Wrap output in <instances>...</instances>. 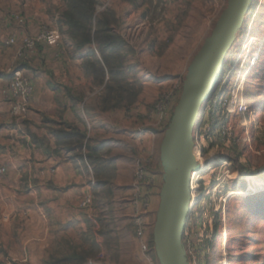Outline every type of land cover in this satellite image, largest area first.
<instances>
[{
	"label": "rangeland",
	"instance_id": "1",
	"mask_svg": "<svg viewBox=\"0 0 264 264\" xmlns=\"http://www.w3.org/2000/svg\"><path fill=\"white\" fill-rule=\"evenodd\" d=\"M224 2L0 0V65L11 64L8 74L20 71L29 80L46 61L51 66L60 62L64 71L58 74L66 84L72 81L76 94L97 97L102 87L110 100L119 92L126 121L133 120L139 115L137 103L144 107L157 80L171 75L175 84V78L184 76ZM254 14L251 53L257 54V62L241 74L247 72L237 85L238 103L245 101L249 112L227 115L223 138H217L224 153L237 161L228 168L229 177L222 178L218 189L196 209L187 236L198 264H264V175L245 184L235 174L237 169L244 176L264 170V0ZM14 15L25 24L19 26ZM44 28L60 31L58 46L26 49L24 40L35 38ZM12 37L14 44L6 45ZM57 52L59 58L54 56ZM111 74L118 76L114 79ZM89 128L90 139L109 136L91 122ZM84 139L85 135L72 142ZM112 180L108 176L107 182ZM92 209L99 229L78 209L73 225L49 227L45 243L41 228L20 227L23 221L8 230L0 228V264H148L122 219L118 196L104 188L96 194ZM38 231L43 237L27 244Z\"/></svg>",
	"mask_w": 264,
	"mask_h": 264
},
{
	"label": "water",
	"instance_id": "2",
	"mask_svg": "<svg viewBox=\"0 0 264 264\" xmlns=\"http://www.w3.org/2000/svg\"><path fill=\"white\" fill-rule=\"evenodd\" d=\"M262 1L225 0L184 76L157 80L138 117L117 127L128 166L122 219L148 264H198L187 242L192 215L237 161L217 138L253 50V13ZM235 172L245 184L264 175Z\"/></svg>",
	"mask_w": 264,
	"mask_h": 264
},
{
	"label": "crops",
	"instance_id": "3",
	"mask_svg": "<svg viewBox=\"0 0 264 264\" xmlns=\"http://www.w3.org/2000/svg\"><path fill=\"white\" fill-rule=\"evenodd\" d=\"M60 54L54 56L59 58ZM43 64L40 72L28 73L32 94L21 118L12 114L7 97V70L12 65L5 61L0 65V169L5 170L0 176V228L8 230L23 221L20 227L41 228L45 243L50 226L77 221L79 203L86 196L91 197L92 206L82 211L99 229L92 207L96 194L104 188L114 197L121 196L128 166L117 127L131 120L126 121L119 92L112 93L110 100L102 87L97 97L81 96L71 86L72 81L66 84L58 74L64 71L63 64ZM93 98L97 107L91 103ZM136 106L140 114L144 107L141 102ZM89 122L109 136L90 139ZM77 134L85 135L79 144L72 142ZM65 135L72 137L66 139ZM108 148L112 153H105ZM110 175L111 186L107 182ZM39 231L31 232L34 234L26 243L39 241L43 237L38 236Z\"/></svg>",
	"mask_w": 264,
	"mask_h": 264
},
{
	"label": "built area",
	"instance_id": "4",
	"mask_svg": "<svg viewBox=\"0 0 264 264\" xmlns=\"http://www.w3.org/2000/svg\"><path fill=\"white\" fill-rule=\"evenodd\" d=\"M14 21L19 25L23 26L25 24V20L19 16H13ZM61 41V33L57 28H44L40 30V32L33 39L24 40V47L30 51H32L36 45H43L46 47H56ZM15 42V38H10L6 45H13ZM251 57V56H250ZM250 58H248L249 63ZM252 63V62H251ZM247 66V64L245 65ZM249 66V65H248ZM244 67L239 77L234 84V87L231 91L230 99L228 102V112L227 115L238 114L244 115L248 114V107L244 102L238 103L237 92H238V84L239 81H242V78L245 75L243 72L248 68ZM10 76V84L8 88V98L11 103V111L12 114L16 117H24L27 113L29 99L32 94V85L30 80H28L25 76L21 74L20 71H11L9 73ZM241 76V79H240ZM5 170L3 168L0 169V176L3 175ZM229 195V194H228ZM228 195L222 200L225 204L226 199H228ZM92 206V199L90 196L84 197L80 203L79 208L81 210H88Z\"/></svg>",
	"mask_w": 264,
	"mask_h": 264
},
{
	"label": "bare ground",
	"instance_id": "5",
	"mask_svg": "<svg viewBox=\"0 0 264 264\" xmlns=\"http://www.w3.org/2000/svg\"><path fill=\"white\" fill-rule=\"evenodd\" d=\"M256 55L257 54H253V53H251L250 55H249V58H250V60H249V63H248V61H247V66H248V68L246 69V70H250L251 68H253L255 65H256V62H257V59H256ZM251 56V57H250ZM252 62V63H251ZM247 66H245V67H247ZM246 75H247V72H245V76L243 77L244 79H245V77H246Z\"/></svg>",
	"mask_w": 264,
	"mask_h": 264
},
{
	"label": "trees",
	"instance_id": "6",
	"mask_svg": "<svg viewBox=\"0 0 264 264\" xmlns=\"http://www.w3.org/2000/svg\"><path fill=\"white\" fill-rule=\"evenodd\" d=\"M37 46H39V44H38ZM109 67H110V65H109ZM106 72L108 73V70H107V69H106ZM117 76H118V74H116V75H115V74H111V77H112V78L117 77ZM108 79H109V78H108ZM114 79H115V78H114ZM71 137H72V136L65 135V138H66V139H71ZM83 137H84V135H82V134H77V135L73 136L72 138H78V139L81 138V139H83Z\"/></svg>",
	"mask_w": 264,
	"mask_h": 264
}]
</instances>
